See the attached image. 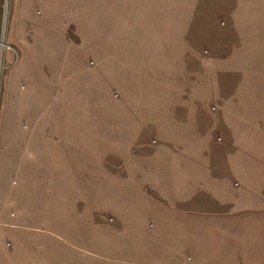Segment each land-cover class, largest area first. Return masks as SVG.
<instances>
[{
	"label": "rangeland",
	"instance_id": "obj_1",
	"mask_svg": "<svg viewBox=\"0 0 264 264\" xmlns=\"http://www.w3.org/2000/svg\"><path fill=\"white\" fill-rule=\"evenodd\" d=\"M27 1L30 11L24 15ZM0 14V141L14 145L0 144V250L8 251L9 259L15 249L11 237L28 227L51 237L45 230H59L57 221H72V227H59L82 242L91 217L105 222L94 226L96 247H126L118 236L127 230L126 238L133 239L135 227L112 222L116 216L106 192L109 184L115 185L112 196L119 181H135L136 167L124 170L123 155L175 159L183 153L234 157L252 152L249 130L229 125L235 116L227 110L230 90L247 86L229 80L230 56L238 53L232 64L240 65L241 74L260 71L261 63L264 72V50L246 45H264V0H1ZM234 44L240 49L232 50ZM46 124L88 128L99 155L108 145L97 144L106 142L103 135L109 132L110 167L103 164L88 179L95 192L83 188L84 179L71 189L64 183L55 188L45 178L16 177L9 157L23 143L9 140L10 135L37 130L54 137V126L44 131ZM246 164L238 166L245 179ZM208 165L236 169L230 160ZM146 228L153 233L152 225Z\"/></svg>",
	"mask_w": 264,
	"mask_h": 264
},
{
	"label": "crops",
	"instance_id": "obj_2",
	"mask_svg": "<svg viewBox=\"0 0 264 264\" xmlns=\"http://www.w3.org/2000/svg\"><path fill=\"white\" fill-rule=\"evenodd\" d=\"M101 1L105 3L109 0ZM20 6L17 8L19 12ZM29 11L30 1H27L22 6V12L28 15ZM13 43L19 44V41L15 42L13 37ZM246 45L254 51L264 50V45L261 48L255 42ZM239 46L234 44L230 47L238 50ZM235 53L230 56L232 66L229 80L246 82L247 86L240 90L242 86L237 84L228 92L231 101L227 110L235 115L229 125L235 130H249L247 145L251 146L248 145V148L252 152L243 155L236 153L234 157L232 154L208 157L207 154L183 153L176 155L175 159L153 155L134 156V159L123 155L124 170L136 167L135 181H119L112 196L110 194L115 185L109 184L106 192L109 194L108 204L116 216L112 222L116 226L135 227L133 239L126 238L127 230L118 236L126 247H96L94 226H105V222H96L93 217L86 223L90 230H86L88 234H83L82 242L69 234L73 231L67 233L69 228L59 227L60 224L72 227V221L70 224L57 221L55 226L59 230H45L52 232L51 237L36 234L34 229L22 226L26 233L11 237L15 247L11 249L12 257L9 259L8 251L0 250V264H264V132L254 133L264 130V72H261V63L260 71L253 69L248 74L239 73L240 65L232 64L234 56L238 54ZM255 57L256 54H252V59ZM236 104L238 110L234 108ZM244 108L245 111L240 110ZM244 114L245 122L241 121ZM51 126L55 131L51 138H46L44 132L37 130L25 137L20 133L10 135L9 140L23 143V147L16 148L14 151L17 153L9 157L14 174L16 177L45 178L55 188L59 183L61 186L64 183L73 189L74 184L79 187V180L84 179L83 188L88 191L91 187V193L95 192L93 181L88 179L94 178V172L102 170L103 164L105 168L106 164L110 167L112 151L109 148V132L103 135L107 141L97 144L99 147L108 145L106 153L99 155L93 148L95 141L89 138L88 128L80 127L76 131L75 127L46 124L43 130L52 129ZM14 127L18 129V125ZM50 139H55L53 144H50ZM0 144L14 146L10 141L8 144L0 141ZM73 146L79 148L74 150ZM74 152L77 156L75 165H72ZM1 155L0 164L4 153ZM85 155L90 157L88 161L83 160ZM148 156L152 158L148 159ZM212 160H230L236 163V169H216V166L208 165ZM148 161L159 163L148 165ZM240 161L247 163L242 168L248 175L247 179L240 176ZM146 166L153 169L147 170ZM71 199H74L73 195ZM147 225H152V234L147 233ZM70 229L77 232L76 228ZM109 229L100 228L99 231L109 232ZM15 251L20 252L16 254Z\"/></svg>",
	"mask_w": 264,
	"mask_h": 264
}]
</instances>
